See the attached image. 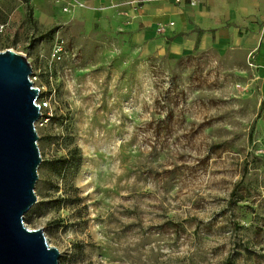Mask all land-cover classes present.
Returning <instances> with one entry per match:
<instances>
[{"label":"rangeland","instance_id":"1","mask_svg":"<svg viewBox=\"0 0 264 264\" xmlns=\"http://www.w3.org/2000/svg\"><path fill=\"white\" fill-rule=\"evenodd\" d=\"M30 1L0 0V50L26 53L53 110L25 225L60 264H264V66L238 47L151 53L111 0L70 19Z\"/></svg>","mask_w":264,"mask_h":264},{"label":"water","instance_id":"2","mask_svg":"<svg viewBox=\"0 0 264 264\" xmlns=\"http://www.w3.org/2000/svg\"><path fill=\"white\" fill-rule=\"evenodd\" d=\"M27 55L0 50V264H60L61 252L43 228L25 225L38 201L42 155L36 122L42 117L40 88Z\"/></svg>","mask_w":264,"mask_h":264},{"label":"crops","instance_id":"3","mask_svg":"<svg viewBox=\"0 0 264 264\" xmlns=\"http://www.w3.org/2000/svg\"><path fill=\"white\" fill-rule=\"evenodd\" d=\"M130 1L111 0L106 18L132 33L151 53L180 56L209 46L238 47L264 66V0H148L141 5ZM125 15L130 19L124 20ZM171 21L173 26L158 31Z\"/></svg>","mask_w":264,"mask_h":264},{"label":"built area","instance_id":"4","mask_svg":"<svg viewBox=\"0 0 264 264\" xmlns=\"http://www.w3.org/2000/svg\"><path fill=\"white\" fill-rule=\"evenodd\" d=\"M146 1H148V0H131L130 2L134 3L135 5H141V4L145 3ZM176 1H180V0H176ZM56 2L60 4L62 12L64 14H66L67 16H72L76 12V10L81 9V8H85L88 6L87 0H56ZM129 19H130L129 16H127V15L124 16V20H129ZM8 24H9L8 22L0 21V36L3 35L7 31ZM174 24H175L174 21H171L168 24H161L158 27V31L163 33L168 29L169 26H173ZM62 42H63L62 38L60 36H58V41L55 43L54 48H53L54 56L59 54L60 51L63 50V43ZM24 54L26 55V53H24ZM31 78L36 85V81L38 80V76L33 73ZM37 102L41 108V112H42L41 118L48 117V116H51L53 114L51 101L47 97H42L41 88H40V96H39Z\"/></svg>","mask_w":264,"mask_h":264},{"label":"trees","instance_id":"5","mask_svg":"<svg viewBox=\"0 0 264 264\" xmlns=\"http://www.w3.org/2000/svg\"><path fill=\"white\" fill-rule=\"evenodd\" d=\"M29 16L31 17L32 16V13L30 12L29 13ZM236 191H234V193H232V195H235ZM225 264H229V261H226ZM232 264H235V263H232Z\"/></svg>","mask_w":264,"mask_h":264}]
</instances>
